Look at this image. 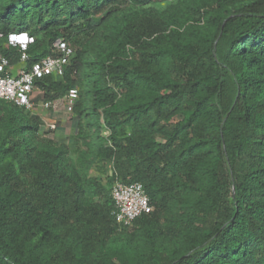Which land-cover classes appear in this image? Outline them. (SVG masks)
Listing matches in <instances>:
<instances>
[{"label":"trees","instance_id":"trees-1","mask_svg":"<svg viewBox=\"0 0 264 264\" xmlns=\"http://www.w3.org/2000/svg\"><path fill=\"white\" fill-rule=\"evenodd\" d=\"M0 35L28 69L67 42L36 87L78 92L69 143L0 100V264H264V0H0Z\"/></svg>","mask_w":264,"mask_h":264},{"label":"built area","instance_id":"built-area-1","mask_svg":"<svg viewBox=\"0 0 264 264\" xmlns=\"http://www.w3.org/2000/svg\"><path fill=\"white\" fill-rule=\"evenodd\" d=\"M33 40L28 34L19 33L10 35L8 43L20 46L25 50ZM54 46L59 53L58 56L46 57L29 69L20 66L15 73H13L14 66L10 64L0 48V100L13 103L32 113L37 110L38 105L47 111L63 104L67 113L72 114L78 98L77 90H71L63 100L54 103H37L38 97L42 93L37 89L36 82L45 76L62 75L74 53L71 46L63 40H58ZM24 60L25 57L22 61ZM48 129L53 131L56 129V125L50 122ZM112 198L115 205V219L124 226H130L137 218L152 211L149 198L140 183L125 184L116 179L112 187Z\"/></svg>","mask_w":264,"mask_h":264},{"label":"rangeland","instance_id":"rangeland-1","mask_svg":"<svg viewBox=\"0 0 264 264\" xmlns=\"http://www.w3.org/2000/svg\"><path fill=\"white\" fill-rule=\"evenodd\" d=\"M39 102H43L41 101L40 97H38L37 100V103ZM36 109L37 110H35L34 113L41 116V118L44 120L43 130L47 131L48 124L52 122L56 125V129L53 130V132H51L49 135L56 141H65L67 143L71 141V135L76 128V121L73 114L67 113V110L63 104H60L58 107L47 111L43 110L39 105ZM104 134L108 135V132H105ZM93 174L101 177L102 179H105L106 176L95 171V169L93 170Z\"/></svg>","mask_w":264,"mask_h":264},{"label":"crops","instance_id":"crops-1","mask_svg":"<svg viewBox=\"0 0 264 264\" xmlns=\"http://www.w3.org/2000/svg\"><path fill=\"white\" fill-rule=\"evenodd\" d=\"M16 70H18V67H14V69H13V73H15Z\"/></svg>","mask_w":264,"mask_h":264},{"label":"clouds","instance_id":"clouds-1","mask_svg":"<svg viewBox=\"0 0 264 264\" xmlns=\"http://www.w3.org/2000/svg\"><path fill=\"white\" fill-rule=\"evenodd\" d=\"M27 34V33H26ZM29 35V34H28ZM34 42V40L33 41H30V43L29 44H31V43H33Z\"/></svg>","mask_w":264,"mask_h":264}]
</instances>
